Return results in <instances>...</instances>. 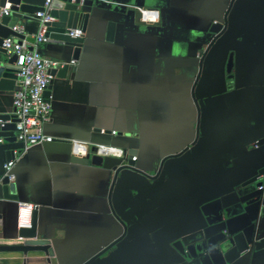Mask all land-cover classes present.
<instances>
[{"label": "crops", "instance_id": "0c3cea01", "mask_svg": "<svg viewBox=\"0 0 264 264\" xmlns=\"http://www.w3.org/2000/svg\"><path fill=\"white\" fill-rule=\"evenodd\" d=\"M107 2L77 57L73 46L37 47L68 70L56 68L48 89L43 131L54 139L27 149L0 143V175L4 152L18 150L10 190L37 217V236L18 240L16 201L0 198V264H83L124 232L89 264H172L170 242L198 228L200 207L231 196L260 167L264 145L252 144L264 137V0ZM133 8L154 9L158 20L136 24ZM19 19L21 38L32 41L37 21ZM17 87L0 90L2 110ZM71 140L137 158L93 164L72 154ZM261 225L264 234V217ZM230 264H264V249Z\"/></svg>", "mask_w": 264, "mask_h": 264}, {"label": "water", "instance_id": "95a60500", "mask_svg": "<svg viewBox=\"0 0 264 264\" xmlns=\"http://www.w3.org/2000/svg\"><path fill=\"white\" fill-rule=\"evenodd\" d=\"M7 1L11 3V13L0 19V90H13L15 84H18L19 87V78L16 75L17 67L14 65L16 56L6 57V51L1 47L2 39L9 35L22 37V34L14 32L12 27L19 22L20 17L37 21L34 13L43 10L45 0ZM107 1L51 0L47 9L51 20L46 23V42L73 46L75 48L72 56L74 58L77 57L84 37L82 35L71 37L68 34L69 31L80 28L82 32H85L89 22L93 18H98L103 14L104 9H106L105 5L110 4ZM1 5H4V3ZM119 7L123 8V6ZM132 11L135 23L142 24L140 21V10L133 8ZM115 25L114 21H108L107 39L112 38ZM219 26H222L221 22H219ZM210 32H217V30L211 28ZM37 50L44 55L40 49L37 48ZM230 66L231 60L228 62V69H230ZM56 70V68L52 70L54 74ZM67 70L68 64H65L58 71V75H64ZM49 86L44 93L47 98L50 96L48 91ZM15 122L16 118L13 114V106L10 110H2L0 108V138H2L0 143L18 142L14 136ZM1 123H3V126H1ZM109 132L107 131V133ZM19 144L20 148H23L20 142ZM261 145H264V137L252 144V147ZM93 150L94 147H91V151ZM125 152V154H129L127 164L133 165L134 161L131 160V152L127 150ZM4 154L6 156L5 163L12 157V151H5ZM86 158H90L93 164H101L103 161V157L95 154H88ZM2 169L4 171V168ZM10 186L11 182L7 176L1 177L0 175V198L16 201L17 196L10 190ZM18 202L21 201H16L17 207ZM200 210L202 217L198 228L192 232L179 233L170 242V248L173 250L172 264L246 263L254 251L264 249V234H261V221L264 217V154L261 156L260 167L252 176L237 184L231 196H224L206 202L200 207ZM18 236L23 237V239H31L37 236L35 210L32 213L31 227L18 229ZM124 237L125 232L106 244L83 264H89ZM16 249L20 251L44 250L45 247L41 245L20 244L16 246Z\"/></svg>", "mask_w": 264, "mask_h": 264}, {"label": "built area", "instance_id": "2783aa9c", "mask_svg": "<svg viewBox=\"0 0 264 264\" xmlns=\"http://www.w3.org/2000/svg\"><path fill=\"white\" fill-rule=\"evenodd\" d=\"M51 0H45L43 10L34 13V17L38 21L37 32L33 35V40L28 41L24 38L9 35L2 39L1 47L5 49L7 57L15 55L14 65L17 67L16 75L19 78V87L13 93V114L16 122L14 128V136L16 140L22 144V149L30 146L51 142L54 138L47 135L43 131V124L50 119V96L45 97L44 93L54 78L53 69L63 66L62 63L42 55L37 47L40 43L47 41L46 23L51 20L47 13ZM141 12V20L154 23L158 20V12L154 9H139ZM11 3L5 2L0 5V19L10 15ZM12 30L17 34L23 33L22 25H14ZM71 37L82 35L80 28L71 29L68 33ZM71 60L70 63H74ZM3 126V123H1ZM100 134L107 133L106 129H99ZM111 135L116 134L115 130H110ZM2 138H0V141ZM91 147L94 150L91 151ZM72 154L84 157L92 154L104 157L113 156L121 158L125 155V150L121 147L101 144L89 143L82 140H71ZM19 155L18 150H13L12 157L3 165V176H7L11 182L14 178L11 172L15 160ZM136 155L131 156V160L135 161ZM34 206L27 202H18L17 207V228H30L32 221V213ZM18 240L23 237L17 236Z\"/></svg>", "mask_w": 264, "mask_h": 264}]
</instances>
